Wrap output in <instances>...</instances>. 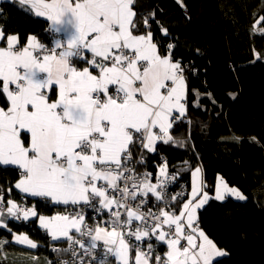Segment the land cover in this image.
I'll return each instance as SVG.
<instances>
[{
  "label": "snow or ice",
  "instance_id": "obj_1",
  "mask_svg": "<svg viewBox=\"0 0 264 264\" xmlns=\"http://www.w3.org/2000/svg\"><path fill=\"white\" fill-rule=\"evenodd\" d=\"M13 2L50 21V32L61 38L45 45L29 36L19 47L18 34L5 36L0 29V41L6 40V47L0 46V94L7 101L0 107V165L19 169L20 192L75 207L48 217L35 205L5 202L0 194V217L38 218L52 240L68 243L53 250L70 252L79 264L85 256L95 264H109V257L116 264H219L216 258L227 252L209 238L198 217L210 199L202 167L191 172L190 194L171 197L177 202L186 196L176 208L165 196L166 182L176 178L169 177L167 162L155 183L151 173L141 176L133 166L138 150L155 152L158 142L173 141L170 130L187 111L184 68L173 59L174 45L162 52L154 38L149 20L155 13L143 18L141 28L136 0ZM261 22L264 16L256 23ZM161 31L168 35L167 28ZM217 181L216 200L226 193L246 199L223 178ZM149 194L164 207L145 211ZM85 208L106 212L108 219L90 226ZM0 227L7 228L5 220ZM13 239L37 247L25 234ZM100 241L103 251L97 253ZM6 243L0 242V249ZM157 245H166L163 256Z\"/></svg>",
  "mask_w": 264,
  "mask_h": 264
},
{
  "label": "trees",
  "instance_id": "obj_2",
  "mask_svg": "<svg viewBox=\"0 0 264 264\" xmlns=\"http://www.w3.org/2000/svg\"><path fill=\"white\" fill-rule=\"evenodd\" d=\"M134 10L141 28L143 18L155 13L149 20L154 38L162 52L168 43L174 45L173 59L185 69L188 90L186 114L170 130L173 141L158 142L154 154L145 150L142 170L155 173L162 156L167 169L190 187L191 171L201 166L210 194L218 177L239 189L245 201L210 199L198 211L200 227L227 252L219 264H264V22L256 23L264 16V0H136ZM47 28L44 19L21 5L0 3L5 36L18 34L21 44L36 36L48 44ZM6 104L0 94V105ZM18 178L16 169L0 166L4 200L35 202L38 214L59 208L45 199L22 197L14 188ZM13 234L27 235L37 247L14 242ZM4 241L0 264H47L52 258L49 238L35 221L11 219L7 228L0 227ZM158 251L163 255L166 245Z\"/></svg>",
  "mask_w": 264,
  "mask_h": 264
},
{
  "label": "built area",
  "instance_id": "obj_3",
  "mask_svg": "<svg viewBox=\"0 0 264 264\" xmlns=\"http://www.w3.org/2000/svg\"><path fill=\"white\" fill-rule=\"evenodd\" d=\"M49 35L52 36L53 34H51L49 32ZM169 44H172V43H169ZM184 76H185V69H184ZM181 119L177 120L175 123H178V121H180ZM141 157H143V163H139ZM146 158L147 157L145 156V150H138L137 152L134 153V161L136 163H134L133 166L135 167L137 173L140 174L141 176L144 173H151L152 174V183H155L156 182V177L159 176V168H160V166L162 164H164L165 162H167V161H166V159L164 157L161 156V158L158 159L159 165H157V170H156L155 173H153V172H150V171H147V170H145V171L142 170V167L145 166V164L147 163ZM167 171H168L169 177L174 175L176 178L174 180H169V181L166 182L165 196H166V199H167L169 205L176 207V204L179 203V202H183V200L186 198V196H181L180 200L177 201V202H173L171 200V197L175 196L178 193L189 194L190 193V185H189V181L184 180L183 178H181L179 173L173 172V171H169L168 169H167ZM147 200H148V203H147V206L145 208V211H147L148 208H151L152 211L155 212V211H157L158 207H164V203L156 201L155 198L153 196H151V194H149ZM22 204H24V203H22ZM74 207L75 206H70V207H67V208H62V209H60V211L56 210V211H54L56 213H53V215L65 214L66 212L67 213H72L74 211ZM84 211L86 213L87 223L90 226H95L97 223H100L101 225H103V222L106 219H108V215H107L106 212L103 213V214H98L95 211H93L91 209H88V208H85ZM0 219L5 220L6 223H7V221H8L7 214L5 213V215L3 217H0ZM80 238L82 240H84L85 242H87V240H88L87 237H80ZM64 243H65V248L64 249L68 248V243L66 241ZM153 243H155V241H153ZM145 246H146V244H145ZM159 246L160 245H157L156 251L161 256H163L158 251ZM54 248L59 249L58 247H54ZM54 248L47 249L48 253H51V255L52 254L54 255V258L52 257L51 260H49L47 262V264H61L62 261H68L69 264H73V261H75V264H79V259L77 257L72 256V254L70 252H65L64 251V254L61 255V256H58V258L56 259L55 253H57L58 251H54L53 250ZM76 250L78 252H82V250H80L78 246L76 247ZM100 251H103V242L102 241L98 242L97 253H99ZM84 259H85V264H89L90 261H91V264H95V260L92 257L85 256ZM112 260H113V258L109 257V264L111 263Z\"/></svg>",
  "mask_w": 264,
  "mask_h": 264
},
{
  "label": "rangeland",
  "instance_id": "obj_4",
  "mask_svg": "<svg viewBox=\"0 0 264 264\" xmlns=\"http://www.w3.org/2000/svg\"><path fill=\"white\" fill-rule=\"evenodd\" d=\"M46 35L49 37V43H50V41H52L53 39H55V38H61L60 37V35H56V34H53L52 36L51 35H49V31H48V28H47V30H46ZM41 42V41H40ZM41 43H43V42H41ZM49 43L48 44H45V45H49ZM171 43V42H170ZM3 44H4V42H3ZM44 44V43H43ZM169 44V43H168ZM167 44V45H168ZM166 48H167V46H166ZM168 50V49H167ZM173 49H171V51H172ZM143 171H145V170H143ZM192 172V171H191ZM17 173H19L18 171H17ZM18 177H19V174H18ZM190 181H191V185H192V176L190 175ZM217 185V184H216ZM215 189H216V186H215V188H214V193L213 194H210L207 190H206V188L204 189L205 191H207L208 193H209V196H210V199H215L214 197H215ZM190 192H191V190H190ZM226 198H231V199H233V200H235V201H245V199L244 200H240V199H237L236 197H234V196H231L230 194H225V199ZM38 199H42L43 200V198H38ZM209 199V200H210ZM224 199V200H225ZM208 200V201H209ZM216 200V199H215ZM224 200H216V201H219V202H221V201H224ZM5 202L7 201V200H4ZM17 203H24L25 205H27L28 207H31V206H33V205H35V207H36V204H35V202H31V203H27L26 201H24V200H20V201H16ZM52 204V203H51ZM206 205V204H205ZM204 205V206H205ZM203 206V207H204ZM70 207V206H69ZM60 209H62V208H58V209H56L57 211H60ZM202 209V208H201ZM201 209H199V210H201ZM56 210H54V211H56ZM198 210V211H199ZM52 212L50 215H47V216H53V213H56V212ZM39 215H46V214H44V213H42V214H39ZM11 220V218H8V221H7V224H8V222ZM13 220H18V219H13ZM20 220V219H19ZM21 221H22V223H24V224H27L28 222L27 221H24V220H22L21 219ZM41 234L42 235H45V233L44 232H41ZM65 242V241H64ZM59 243V244H53V243H51L50 242V240H49V242H48V249L49 248H54V247H58L59 249H64L65 248V243ZM22 246H24V247H28L27 245H22ZM29 248H31V247H29ZM64 254V251H60V252H57V253H55V257H56V259L58 258V256H61V255H63ZM52 257L54 258V255L52 254ZM134 257V256H133ZM113 261H114V259L111 261V263L110 264H112L113 263Z\"/></svg>",
  "mask_w": 264,
  "mask_h": 264
},
{
  "label": "crops",
  "instance_id": "obj_5",
  "mask_svg": "<svg viewBox=\"0 0 264 264\" xmlns=\"http://www.w3.org/2000/svg\"><path fill=\"white\" fill-rule=\"evenodd\" d=\"M6 1H8V2H13V0H0V3L1 2H6ZM17 4H19L18 2H16ZM20 5V4H19ZM22 7H26V6H22ZM33 14H34V12H32ZM35 15V14H34ZM40 18H42V19H44L46 22H47V25H48V31L50 32V21H47L46 20V18H44V17H40ZM51 34H56V33H52V32H50ZM56 35H60V34H56ZM27 40H28V38L26 39V41H25V43L24 44H21L20 43V41H19V47H23L26 43H27ZM3 42H4V44H3ZM0 46H3V47H6V40H4V41H0ZM5 97V96H4ZM5 99H6V97H5ZM0 107H2L1 105H0ZM158 144V143H157ZM147 151V150H146ZM156 152V151H155ZM155 152H148L147 151V153H149V154H154ZM0 166H2V167H12V168H14V169H16L18 172H19V169L18 168H16L15 166H12V165H8V166H5V165H0ZM20 178V177H19ZM18 178V179H19ZM18 181V180H17ZM16 181V182H17ZM15 182V183H16ZM190 183H191V181H190ZM14 188H15V184H14ZM16 189V188H15ZM190 189H191V187H190ZM16 191L22 196V197H24V198H29V199H38L39 197H32L31 195H29V194H26V193H22V192H20L18 189H16ZM44 199V198H43ZM49 201V200H48ZM52 203V202H51ZM53 204V203H52ZM54 205V204H53ZM55 206H58V207H60V208H66L64 205H55ZM69 206H71V205H69ZM69 206H67V207H69ZM44 216V215H43ZM45 216H47V215H45ZM48 217H51V216H48ZM19 220V219H18ZM21 220V219H20ZM28 221H35V224H36V227L38 228V229H40L41 230V232H44L45 233V235L49 238V240H50V242L51 243H53V244H59V243H63L64 241H66V240H64V239H60V240H56V241H54V240H52L51 239V237L48 235V233L46 232V230L45 229H43L42 227H40V224H39V220H38V218H36V217H32V218H30L29 220H27V222ZM29 247V246H28ZM224 257V256H223ZM220 258H222V257H219V258H216V260L217 259H220ZM113 263L114 264H116V261L114 260L113 261Z\"/></svg>",
  "mask_w": 264,
  "mask_h": 264
}]
</instances>
